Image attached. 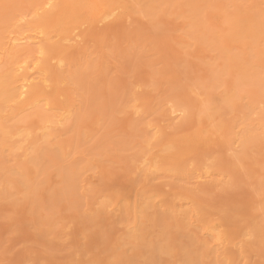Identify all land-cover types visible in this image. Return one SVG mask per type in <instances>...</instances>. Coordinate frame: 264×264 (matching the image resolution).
Listing matches in <instances>:
<instances>
[{"label": "rangeland", "instance_id": "374dc122", "mask_svg": "<svg viewBox=\"0 0 264 264\" xmlns=\"http://www.w3.org/2000/svg\"><path fill=\"white\" fill-rule=\"evenodd\" d=\"M36 2L0 0V47L27 30ZM116 15L52 62L61 109L14 102L3 114L0 264H122L134 224L120 223L117 194L137 183L176 195L167 215L194 220L204 209L217 220L227 209L264 224V0H138ZM20 46L18 63L37 76V45ZM8 55L0 81L18 64ZM173 141L186 148L176 165L161 164ZM200 229L226 249L219 230ZM252 256L264 264V247Z\"/></svg>", "mask_w": 264, "mask_h": 264}, {"label": "bare ground", "instance_id": "6f19581e", "mask_svg": "<svg viewBox=\"0 0 264 264\" xmlns=\"http://www.w3.org/2000/svg\"><path fill=\"white\" fill-rule=\"evenodd\" d=\"M137 1L138 0H38V3L36 2L37 6L35 7L34 15L32 14L34 17L32 16V21L28 22L29 26L26 30L31 32V34L25 35L26 31H17V33L21 34L19 37H9V40L5 41L0 47V50L2 51L0 54L4 55L7 53L10 56L12 55L11 57L14 63H18V60L23 57H21L22 52L21 49H19L21 48L19 45L29 42L30 40L37 45L36 53H38V56L41 59V63L38 62L39 70L37 71H39V74L37 76L34 73L28 72L31 67L28 66L27 63V67H24L23 65L20 66V63H15L17 66L15 67L13 75L5 81H0V136L7 137L4 136L7 133V127H5V124L3 123V114L5 110L8 109L9 105L14 102L17 105H32V103L36 101L46 100L56 105V108L61 109L62 105L60 104L59 89L56 84L52 85V82H50V85L47 77V72L52 66V62H54V60L61 62L60 59L63 55L65 56L67 51H69L68 49L71 48L72 43L77 39L76 37L88 32L90 28L88 27L89 25L98 21L103 22L107 19L110 20V17L115 18V16H117V11L120 9L127 11L132 7L134 8ZM90 14L93 15L90 16ZM122 16L123 14L117 18ZM24 60H26V57ZM60 62L59 64L57 63L59 66ZM36 65L38 66V64ZM58 80L59 79H57V81ZM60 83L61 80L58 84ZM49 88L51 89L48 90ZM22 99L25 100L21 102ZM55 115L54 118L57 120V124L54 123L55 125H58L60 120L58 121L56 118L58 115L56 117ZM52 116L53 115L49 116V118ZM46 117L48 116L46 115ZM46 117L45 120H47ZM52 119L53 118H51V120ZM48 121L49 119L47 122ZM211 136L213 135L211 134ZM3 140H0V146H3ZM186 141L188 143L191 139H186ZM10 148L11 147H9V149ZM185 148L186 147L179 149L176 141H173L170 147H167L164 152H160V155L155 154V158L158 155L156 160L158 159L161 164L165 163L166 165L169 164L173 166L176 165ZM136 183L137 182H135V184ZM130 186L132 185L130 184ZM159 191L153 187H149L146 183H144L143 186H140L137 183L132 187L125 188V191L123 190L121 193L117 194L114 192L124 198V202L122 201V203H120L122 206L119 204V206H121V214H123L120 218V223L124 221L130 222V220H132L130 223L134 224L131 228H128L130 223L128 224L127 228L129 230H127L129 231V234L124 233L127 236L123 240H120L123 245V250L121 249L120 252L122 251L123 253L120 256H116L119 260L122 259V264H242L244 259L248 261L246 264H260L251 263L249 260H251V256L259 248L264 247V224L261 220H251L253 218L247 220V216L245 217L243 213L236 212V214H238L236 215L235 213L232 214L233 211L227 212V209L221 211L219 215H222H218V218H216L217 220L213 218L214 214L212 215L210 213L212 211L204 209L199 210L200 212L191 210L192 212L194 211L193 214L196 213L195 216L198 215V217L196 216L197 219L194 217V220H192L191 213L184 215L185 217L183 218H178L179 215H167L164 211L168 212L174 210L173 202L175 203L177 201L176 195L166 192L160 193ZM111 193L110 195H113ZM155 197L160 198V203ZM107 200L105 199L103 205L109 206L111 202L109 203ZM114 200L115 198L113 201ZM117 200L118 203L121 202L119 199ZM159 207L164 210H158ZM172 214H174V212ZM249 215L250 214H248V216ZM107 217H104V215L101 217L103 219V224L100 225L101 227H104V234H107L105 233L106 229L108 232L112 226L111 223H108V219H106ZM255 218L257 217L255 216ZM114 219L117 218L115 217ZM115 221V223H117V220ZM202 227L211 231L219 230V232L217 231L216 239L224 242H221V244H226V249L216 250V246H212L211 240H209L207 236V238H204V235L201 234L200 228ZM104 237L101 238L103 239ZM114 248H116V245ZM219 254H225L228 256V261L226 262V260H224V262H221ZM109 256L107 257L109 258Z\"/></svg>", "mask_w": 264, "mask_h": 264}]
</instances>
